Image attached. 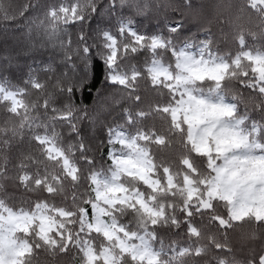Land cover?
Masks as SVG:
<instances>
[{"label":"trees","instance_id":"16d2710c","mask_svg":"<svg viewBox=\"0 0 264 264\" xmlns=\"http://www.w3.org/2000/svg\"><path fill=\"white\" fill-rule=\"evenodd\" d=\"M58 2L0 0V72L11 73L0 74V83L20 90L21 101L13 111L10 101L0 96V203L12 210L27 211L45 203L57 222L55 230L48 233V243L38 235L37 223L30 225L27 233H20L38 253L25 256L24 264H85V242H91L98 255L104 246H110L116 264H133V257L119 250L114 240L83 223V215L91 216V205L96 199L83 163L78 165L79 171L70 173L61 158L51 157L45 144L38 142L42 134L49 135L72 163L81 155L82 142L89 146L88 154L93 149L96 155L103 154L105 142L97 135L103 128L110 156V149L116 146L110 139L114 127L148 136L152 141L162 134L170 145L169 158L179 165L174 167L175 187L164 188L166 181L162 178L163 190H156L165 210L162 216L134 220L132 209L120 206L113 215L123 226L148 233L168 264H220L221 257H226L228 264H261L264 256L261 219L240 225L236 232L230 228L217 230L218 225L214 228L208 224L213 210L202 207L203 195L195 198L186 195L184 178L205 179L204 174L210 171L209 160L190 143L187 125L171 116L178 95L167 80L155 81L149 66L154 59H160L176 71L177 47L185 42H204L209 50L227 60L228 67L218 81L207 77L202 81L191 79V84L201 90L218 85L234 104V115L242 119L245 131L252 139L264 142V90L252 61L237 56L244 50L264 51V7L253 0H191L190 6L188 0H73L76 3L73 13H61L59 20L55 16L45 20L39 12L41 5ZM23 5L28 10L22 16ZM127 13H134V17ZM106 21H113L115 28ZM129 21H134L130 26L138 35L129 34L126 29L120 31V23ZM177 21H182V26L172 32L171 27ZM89 25L101 29L110 54L104 33L118 36L111 61L107 56L97 60L99 52L96 58L81 53L82 46L95 47ZM185 31L187 35H182ZM81 35L84 40H80ZM154 35L164 44L153 47ZM209 40L211 45L207 43ZM65 50H70L71 59L52 61L50 53ZM45 56L47 63L43 61ZM111 68L123 75L125 82L111 80ZM106 84L114 86L106 88ZM87 86H91L89 90L95 92L96 98L104 97L100 104L93 99L92 111L85 108L92 95L83 91ZM73 93L81 99H73ZM85 111L87 115L83 114ZM185 159L190 167L179 163ZM49 187L52 192L47 190ZM53 209L62 210L65 215ZM214 211L223 214L224 209L217 204ZM151 219H156L157 224L152 225ZM190 227L196 228L199 235L192 233ZM241 233L247 241L243 245L235 243ZM53 240L58 247L52 245ZM215 243L223 247L216 248ZM38 244L43 248H37ZM65 246L67 251L60 252ZM94 264L107 263L98 257Z\"/></svg>","mask_w":264,"mask_h":264},{"label":"clouds","instance_id":"9594fccd","mask_svg":"<svg viewBox=\"0 0 264 264\" xmlns=\"http://www.w3.org/2000/svg\"><path fill=\"white\" fill-rule=\"evenodd\" d=\"M28 10L27 5H23L21 8V15ZM68 9L60 7L58 5H49L47 3L42 4L39 12L48 20L50 17L55 16L56 19H61V13H67ZM79 15V13H78ZM127 15H133L134 13H127ZM28 17H25L27 19ZM83 20V16H80ZM106 24L111 25L115 28L113 21H106ZM71 29V25H69ZM89 31L93 34L92 38L95 42V47L92 45L82 46L81 53L96 58V53L99 52L100 58L104 56L111 61L112 55L106 51V42L103 40L101 35V29H97L95 25H89ZM115 35V33H114ZM187 35V31L182 33ZM80 40H84V36H80ZM79 43V41H77ZM209 45L212 41H207ZM87 44V41H85ZM87 49V51L85 50ZM52 61L55 62L57 58L67 57L71 59L70 50L59 51L50 53ZM246 53H237L238 57L245 56ZM45 63L48 62V57H43ZM180 70L183 73H187L186 79L204 80L209 76H213L216 73L222 71V66H209L208 62L201 65L199 62L191 65H180ZM0 74L7 76L11 75L8 72H0ZM261 78H264L262 74ZM101 82H103V64H101ZM181 80L178 78L177 83ZM106 88L113 87L114 84H106ZM219 87V86H218ZM91 86H87L83 91L92 93L85 103V108L92 111L95 110L93 107V99H96V103L100 104L104 102V97L96 98L95 92L89 90ZM92 89V88H91ZM72 98L75 100L81 99L80 95L73 93ZM138 99V98H137ZM198 109L205 110V114L212 117H219L221 115L231 117L233 111L225 106L221 107L216 103L206 101L204 99H198L194 101ZM87 115L88 112L83 113ZM83 128V124L81 125ZM83 134V133H81ZM97 135L101 141L105 142V149L102 155H96L93 149L91 154H88V147L83 142L79 146L81 153L78 160H73L72 168L73 172L79 171L78 165L83 163L87 170V179L91 180L93 184L96 183L95 177L98 174V170L103 172L105 175L110 177L109 183L103 185L101 188L99 185L94 187L92 191L95 193L96 199H104L105 203L109 207L115 206L116 204H124L130 207L133 211V219L143 217H160L165 212L163 205L159 199L157 189L163 190V181H166L169 187H175L173 184L174 167H179L175 160L169 158V142L167 138L161 135H156L154 141L150 137L144 136L142 139L148 140L149 143L145 144L136 153H127L123 156L110 157L106 140L107 137L104 134V129L98 130ZM155 135V134H154ZM224 135V133H222ZM244 147L242 141L236 140L234 137L225 136L218 144V149L221 154L227 153L229 148L240 149ZM53 149H50L52 151ZM59 154V150H56ZM197 152L204 155L207 160V150L197 147ZM225 164L223 166H213L209 164V172L204 174L205 179L195 181V188L192 190L191 195H195L199 191L202 195L207 197L206 202L202 204V207L213 210V214L208 221V224L214 228L218 225L217 230L232 229L234 232L239 230L240 225L249 224L255 221L256 213H264V171H257L255 164L250 160H242L240 157H232L229 159L226 155L224 156ZM69 163L68 159L65 158L64 164L67 166ZM180 164L186 163L185 160H180ZM257 164L264 165V158L261 161L256 162ZM253 166H248V165ZM244 165V166H241ZM195 172L196 169L193 168ZM215 172V175H211ZM84 173L81 172V175ZM75 178V177H74ZM56 179V177H54ZM205 180L207 183L205 184ZM187 183H193L191 180H187ZM203 185V187H201ZM260 185V187H257ZM49 192L53 191V188L47 189ZM149 202H152L150 205ZM219 204L223 209V214H215V206ZM139 205V207H137ZM159 209V211H157ZM101 211H104L101 209ZM246 213V215H245ZM173 223H176L174 220ZM261 224H264V217L260 220ZM151 224H157L156 219H151ZM141 228L144 224L140 225ZM124 232L128 240L138 237L136 230L125 231L124 226L117 227L114 222L109 227H106L105 233L111 238L115 232ZM190 231L196 235L199 232L196 228L190 227ZM151 235V234H150ZM141 241L140 244H126L121 241L120 247L122 251L133 257V264H168L165 260L161 251H153L151 244L145 240L143 236L138 237ZM152 239L155 236L152 235ZM246 238L243 233L236 236L235 243L243 245L245 244ZM216 248L223 247L220 243H215ZM37 248H43V245L38 244ZM60 252L64 249L60 248ZM33 254L38 253L33 250ZM0 264H12V257L9 254L8 245L5 243L2 249V255H0ZM220 264H228L226 257L220 258Z\"/></svg>","mask_w":264,"mask_h":264},{"label":"rangeland","instance_id":"374dc122","mask_svg":"<svg viewBox=\"0 0 264 264\" xmlns=\"http://www.w3.org/2000/svg\"><path fill=\"white\" fill-rule=\"evenodd\" d=\"M253 3L264 7V4H261L259 0H253ZM57 5L68 9L67 12L69 13H73L76 7V3H74L73 0H60ZM130 28L133 29V27L131 26ZM130 28L125 29L127 31H130ZM111 35L113 36V34ZM151 40V45L153 47L164 44V42L158 35H154ZM108 41L113 59L116 51L115 41L109 38ZM241 53H246V55L243 57L252 61L253 69L257 72V79L260 83V87L262 90H264V78H261L262 74H264V51L244 50ZM175 55L177 67L176 71H172L168 67V65L160 59H154L151 62L149 68L155 81L158 82L161 79L167 80L170 87L178 95L176 104L171 108V116L176 122L182 121L187 125L188 138L192 146L196 150L198 146L201 149L207 150L209 164H212L213 166H223L226 162L224 159V156L226 155L229 159L235 156L240 157V159L242 160H250L255 164L257 171H264V165L256 163L264 158V142H262L260 139H252V135L245 131L242 125V119L237 115H234L235 108L231 100L222 93L218 85H215L211 89L204 90L195 88L191 84V79L185 78L187 76V73H183L180 70L181 64L191 65L196 62H199L201 65H203L205 62H208L209 66L220 65L222 66V71L216 73L213 76H209V78L218 81L221 79L224 71L228 67L227 60L223 56L216 55L211 50H209L206 47L205 43L202 41L196 43L185 42L181 44L175 50ZM234 60L237 61L238 58H234ZM178 78L181 80L179 84L177 83ZM110 79L119 82H125L126 80L123 75L115 72L114 68H111ZM19 93L20 90L11 88L5 83H0V96L2 98L8 99L11 103L12 108L17 109L21 104ZM198 99H204L206 101L216 103L221 107L227 106L233 111V116L228 117L221 115L218 118L208 116L205 114V110L198 109L196 107L194 101ZM222 133H224V135H222ZM225 136L234 137L236 140L242 141L244 147L240 149L229 148L227 153L221 154L218 149V144L222 139L225 138ZM142 137V135L126 132L121 127H114L110 133V139L113 143L116 144V146H113L110 149V157L123 156L129 152H138L146 144ZM39 139L45 144L51 157H59L64 163V160L65 158H67V156L62 153V151L58 148L54 140L49 135L42 134ZM50 149L53 150L50 151ZM56 150H59V154ZM185 161V165L190 167L189 161L187 159H185ZM248 166L253 165L250 164ZM65 167L70 173H73L72 168L74 166L72 165V163H70V161L67 166L65 165ZM212 175L214 176L215 172H213ZM186 177L187 180H191L193 181V183H187ZM186 177L184 178L185 193L188 197L195 198L196 196H198V194H200V192L197 191L195 195H191L192 190L196 186L195 179H192L189 176ZM109 180V176L105 175L101 171H98V174L95 177L96 183L93 184V186L96 187L97 185H99L102 188L103 185L109 183ZM206 183L207 181L205 180V184ZM167 187L168 185L166 183L164 188ZM257 187H260V185H257ZM206 200L207 197L203 195L202 199L200 200L201 205L206 202ZM120 206H124V204H116L115 206L109 207V205L105 203L104 199H95V201L91 205V216L85 213L82 217L83 223L86 225V227L100 231L108 239L114 240L115 245L121 251V241L125 242L126 244H140L141 241L138 238L139 236H143L145 240L151 244L153 251H158L152 244L148 233L138 232L137 238L128 240L124 232H115V230L113 229L112 231H114L115 234L111 238H109L104 230L106 227H109L114 222L116 223L117 227L123 226L113 215V211L117 210ZM50 209L51 208L47 204L40 203L36 205V207L32 211L12 210L0 203V217L4 218L5 220L10 215H14L15 217H17V219H15V221L11 224L4 223V228H15L16 231L13 233V236L17 241V244L27 245L29 244L28 241L20 234L24 231H21L19 226L28 225L29 228V226L33 223H37L38 229H40L41 221L39 217L41 215L52 218L56 226V219L53 218L52 214L50 213ZM101 209H103L104 211H101ZM53 212H56L61 216L65 215V212L59 209H53ZM262 217H264V213H256L257 219H261ZM29 218H31L30 224ZM124 228L125 231H129L125 226ZM83 252L85 264H94L95 260L98 257H101L107 264H116V256L110 246H104L100 255H98L93 250L91 242H85L83 244Z\"/></svg>","mask_w":264,"mask_h":264},{"label":"snow or ice","instance_id":"6c2138e0","mask_svg":"<svg viewBox=\"0 0 264 264\" xmlns=\"http://www.w3.org/2000/svg\"><path fill=\"white\" fill-rule=\"evenodd\" d=\"M259 2L261 4H264V0H259ZM188 4L190 6L191 4V0H188ZM114 6V5H113ZM134 23V21H129L128 23H124L121 22L119 25L120 31H123L125 28H130V25ZM182 26V21H177L175 23V26L171 27V31L172 32H177L180 27ZM129 34L131 35H138V33H136V31L134 29L130 28ZM104 36L106 38H109L113 41H115L118 36H112L110 33L105 32ZM87 51V49H85ZM69 92L72 91V89L68 90ZM13 111H15V108H13ZM38 142H42L39 141ZM37 184L40 183V181L38 180L36 182ZM190 215V213H189ZM15 219H17V217H15L14 215H10L6 220L2 217H0V255H2V249L4 244L6 243L8 245V250H9V254L12 257V264H24V257L25 256H30L33 252L32 246L30 244L24 245H18L17 241L15 240L13 233L16 231L15 228H4V223H13L15 221ZM41 223H40V229H39V233L38 235L40 236V238L45 242L48 243L49 241V235L48 233L50 231H54L55 230V223L54 220L50 217L47 216H43L41 215L39 217ZM31 223V218H29V224ZM21 231L24 232H28V225H24V226H19ZM52 245L54 247H58V244L56 243V241H52ZM64 251H67V246H65ZM261 264H264V257H261Z\"/></svg>","mask_w":264,"mask_h":264}]
</instances>
